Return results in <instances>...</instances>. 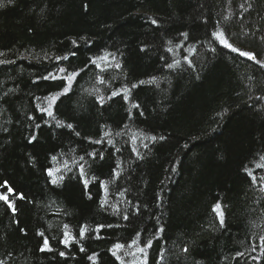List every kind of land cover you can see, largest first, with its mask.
<instances>
[{
	"label": "trees",
	"instance_id": "trees-1",
	"mask_svg": "<svg viewBox=\"0 0 264 264\" xmlns=\"http://www.w3.org/2000/svg\"><path fill=\"white\" fill-rule=\"evenodd\" d=\"M3 2L0 60L12 63L0 65V185L7 181L25 199L9 194L15 215L0 201V260L264 264V168L256 167L264 165V99H257L264 97V68L239 55L252 53L264 62V0ZM221 37L239 51L221 45ZM109 52L119 70L113 65L99 72L89 65L69 94L54 101L55 119L38 110L47 105L43 98L58 95L64 84L60 78L42 79L57 72L56 57L67 56L60 66L78 70L90 57ZM176 61L178 66L166 67ZM117 89H130V101L116 96L103 105L96 102ZM57 119L73 124L74 131L57 128ZM105 130L124 133L111 137L120 152L106 142L90 143ZM33 135L36 140L29 143ZM153 135L155 143L147 138ZM93 151L95 160L86 155ZM80 156H85L87 189L74 166ZM65 163L72 172L64 170ZM50 168L62 170L54 175L64 174L56 186L46 175ZM113 168L120 174L115 183ZM248 172L256 176L255 184ZM101 181L111 192L103 208ZM218 203L223 226L213 210ZM125 214L130 220L122 219ZM99 225L112 226L97 232ZM82 226L88 231L81 240ZM41 232L51 251H40ZM65 232L75 237L68 247L62 243ZM133 238L139 246L152 241L146 257L137 246L127 247ZM116 243L126 245L117 253L120 259L112 255Z\"/></svg>",
	"mask_w": 264,
	"mask_h": 264
},
{
	"label": "snow or ice",
	"instance_id": "snow-or-ice-1",
	"mask_svg": "<svg viewBox=\"0 0 264 264\" xmlns=\"http://www.w3.org/2000/svg\"><path fill=\"white\" fill-rule=\"evenodd\" d=\"M15 2V0H7V4H13ZM6 5L4 4L3 0H0V7H5ZM152 24H156V21L153 20L152 21ZM182 35H187V34H184L182 33ZM213 35L215 36L216 34L213 33ZM220 43L221 45L225 46V47H228L231 49V51L233 52H237L239 51L238 49L232 47L230 44H228L227 40L226 39H221L220 40ZM73 44L75 45L76 42L74 41ZM143 50V49H141ZM167 51L171 52V49H167ZM3 53H0V56H2ZM73 56L76 55V52H73L72 53ZM239 55L241 56H245L247 57L249 60H254L256 61L257 63L260 64V67L261 68H264V62H260L257 60L256 58V55L255 54H252V53H247V52H243V51H240L239 52ZM68 57L67 56H64V57H56V60H55V63L57 65V72L56 73H53V72H49L48 75L46 76H43L42 79L43 80H56L57 78H60L64 81V84L63 86L61 87L60 89V93L58 95H50L49 97H44L43 99L44 100H47V105L44 106V107H41L38 105V110L44 114H46L48 117H51L53 119H55V115H54V111H53V108L55 107L54 105V101H56L58 98H59V95H63V96H67L69 94V92L71 91V87L73 85V83L76 82V77L80 75L81 72H85L88 68H89V65H95V68L99 71V72H106L109 70V68L111 66H115V68L117 70H119L122 66L121 64L119 63V61L116 59V55L114 53H111L109 52L107 54V56H101V57H97L96 59H93V58H89V61H88V64H86L84 66V68H81V69H78V70H73V69H68V68H65V67H62L60 66V61L61 60H67ZM185 59L187 60V57H185ZM97 60H103L105 62V64L107 65L106 67H102L101 64L97 63ZM8 63H12V61H5V60H0V65H3V64H8ZM188 66L189 67H192V62L191 61H188ZM179 65V61H176L175 64L173 63H167L166 67L168 69H172L174 68L175 66H178ZM59 73H66V75L64 76H59ZM153 83H155V78H153ZM99 83L100 84H105V80L101 77L99 79ZM140 84H143L144 81H140L139 82ZM138 85L137 84H132L131 85V88H136ZM158 86V85H157ZM130 91V89H125V92H121L119 89L117 90H114L112 91L111 95H109L107 98L101 96L98 98V100L96 101L97 103H99L100 105H103V103L105 102V99L107 100H111L113 99L114 97L116 96H122L123 100L127 103L130 101V95H128L127 93ZM91 94V93H90ZM8 93H5V96H7ZM0 99H3V97H0ZM37 100H41L40 97H37L36 98ZM257 99H264V97H257ZM133 108H136V109H139L140 108V105L139 104H133L132 105ZM141 116L144 115V112L143 111H140L139 113ZM29 119H33L32 117H29ZM129 120L132 119V115L131 113L129 114V117H128ZM57 128H67L68 130L70 131H74V126L73 124L71 123H68V124H64L63 121L61 120H56V125H55ZM37 127H39V125H37ZM123 128L125 129H129V125L125 124L123 125ZM77 136H79V132H76L75 133ZM124 133L121 132V131H117L115 133H113L112 131L110 130H105L103 132V135L101 136L100 139H97L95 141H90V143H94V144H101V143H104L106 142L108 145H110L115 152H120L121 149L120 148H117L115 147V144H114V141L111 137H113L114 135L115 136H121L123 135ZM133 136V140L136 138V133H133L132 134ZM148 139H150L152 142H156L157 141V137L155 135L153 136H150V137H147ZM160 140H164L165 137H160L159 138ZM36 140V137L33 135L30 137L29 139V143H33L34 141ZM145 147H147V145H145ZM133 153L137 154L138 155V152L136 149H133ZM86 155L88 157H91L93 160L96 159L97 157V154L95 151L93 152H89V153H86ZM53 160H56L57 157L53 156L52 157ZM99 159L103 160L104 159V155H103V152H101L99 154ZM262 159H264V157H262ZM82 162H86L85 161V156H80L78 160H75L74 161V166L76 167L78 173H79V176L81 178V182L84 184L85 186V189H87L88 187V179L86 178V173H85V168H84V163ZM117 167H119V165H117ZM257 168H264V165H260V164H257L256 165ZM64 170L66 172H72V167H70L67 163L64 164ZM46 175L50 178L49 182L56 186L58 185V183L60 181H63L64 179V174H60V175H54L55 173H62V170L60 168H56V169H46ZM247 175L250 177L251 181L253 184H255L257 182V178L256 176H254L252 174V172H248ZM112 177L114 178L112 180V183H115L116 180H119L120 178V174L117 173L116 169L113 168L112 170ZM95 179V178H93ZM262 181H264V177L261 178ZM0 188H4L6 189L7 191L6 192H0V201H3L4 204L7 205L8 209L11 210V212L13 213V215L16 214L17 212V209H16V206L14 204V202L12 200L9 199V194H12L14 195L17 199L19 200H24L25 199V196L23 195V193H19L17 192L15 189H13L7 181H5L3 183V185H0ZM100 188H101V192H102V200H103V203L101 204V207L103 208L106 204H108V196L111 195V192L109 191L108 189V186H107V182H104V181H101L100 182ZM124 191H127V189H125ZM260 191L261 192H264V183H262L261 185V188H260ZM120 196H124V192H120L119 193ZM89 199H91V195L89 194ZM129 203H131L129 201ZM136 207L137 209V213L135 214H138V209H139V206H134ZM216 213H217V216L219 217V220H220V225L223 226V223H224V219H223V212L221 210V205L218 203L215 205L214 209H213ZM113 211L116 212L117 214H119L120 212V209L119 208H113ZM122 219L128 221L130 220V216L128 214H125L122 216ZM112 225H99L96 229L97 232H99V230L101 228H104V227H111ZM65 228H67L68 226L65 225L64 226ZM88 229L86 226H82L81 227V230L79 232V238L82 240L85 238L86 236V233H87ZM157 232H162L163 229L161 228H157L156 229ZM39 235L41 237H44V233L41 232L39 233ZM140 235L139 232H137V237ZM64 236H65V239L62 240V243L64 244L65 247H68L70 245V243L75 240V237H72L70 235V233L68 232H65L64 233ZM96 238H100L98 235ZM159 238V237H157ZM260 240H261V246L264 247V236L260 237ZM140 245V242L133 238L128 244H127V247L128 248H132L133 246H137V250L146 257V248H150L152 246V241L149 240L147 241L146 243L143 244V246H139ZM125 244L123 243H116L114 245V249L116 251H112V255L113 256H116L117 259H120V257L117 255V253L120 251V250H123L125 248ZM253 250H255V248H253ZM40 251H51V248L49 246V241L46 237H44L43 239V244L40 248ZM80 251H84V248L81 247L80 248ZM185 252L188 251L187 248L184 249ZM59 255L61 257H63L65 255L64 252H60ZM132 255H135V253H132ZM240 255H243L242 253ZM92 257H89V260H91ZM163 259V256L161 255V260ZM0 264H5L4 261L0 260ZM145 264H147V261L145 259ZM159 264V262H158Z\"/></svg>",
	"mask_w": 264,
	"mask_h": 264
},
{
	"label": "rangeland",
	"instance_id": "rangeland-1",
	"mask_svg": "<svg viewBox=\"0 0 264 264\" xmlns=\"http://www.w3.org/2000/svg\"><path fill=\"white\" fill-rule=\"evenodd\" d=\"M221 39H223V38L221 37ZM133 264H136V262L134 261Z\"/></svg>",
	"mask_w": 264,
	"mask_h": 264
}]
</instances>
